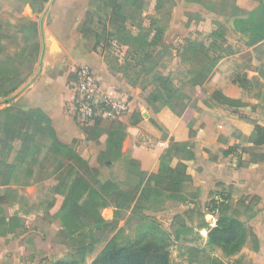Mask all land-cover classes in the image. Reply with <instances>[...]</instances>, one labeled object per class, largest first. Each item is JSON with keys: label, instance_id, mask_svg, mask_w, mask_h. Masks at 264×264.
I'll return each instance as SVG.
<instances>
[{"label": "trees", "instance_id": "16d2710c", "mask_svg": "<svg viewBox=\"0 0 264 264\" xmlns=\"http://www.w3.org/2000/svg\"><path fill=\"white\" fill-rule=\"evenodd\" d=\"M34 1L38 2V6H31L32 13L39 15L48 0ZM90 5L95 9L87 12L77 26V31L85 40L86 49L103 57L109 71L112 74H121L129 86L133 88L138 86L144 90L145 83L150 82L153 86L146 103L154 109L170 106V102L177 99L181 107L179 117L189 127V141L177 142L170 139L168 148L159 159L158 171L147 174L141 170L137 160L132 157L125 158L122 152L127 129V125L122 121H103L98 117L93 124L82 126L81 130L86 141L97 143L98 165L110 168L114 162L124 158L126 173L121 182L112 180L102 182L99 180L100 173L97 169L86 165L82 171H78L73 166V177L62 185L59 192V195L64 197V201L55 218V224L61 227L66 236L63 244L69 247L71 255L48 264H86L89 248L105 242L115 229L113 222H108L101 216V209L106 207L113 209L115 220L119 219L121 213H127V221L133 222L139 228V233L126 245H108L90 264H170L168 245L165 243L167 238L173 236L178 240L181 235L207 229L204 214L199 206V192L192 186L191 177L187 173L188 163L195 160L192 141L199 135L198 131L192 130L190 118L197 102L203 100L206 92L198 91L191 81H185L175 87L168 76L159 71L157 58L166 55L164 50L166 45L160 38L164 28L159 27L155 19L149 20L141 39L134 38V41L141 44L138 48H142L143 51L132 62L119 64L115 59L116 64H114L106 60L102 49L109 44L106 40L114 31L120 34L129 24L143 29L142 16L146 7L144 0H90ZM162 8L163 6L160 5L157 10ZM220 8L221 10L210 9V11L235 19L236 31L248 36L246 44L248 47L257 46L264 41V0H261L257 10L252 13L239 9L229 0H222ZM94 16H98L102 23L101 32L92 28ZM20 33L25 35L29 44L18 53L22 59L17 61L12 56L7 58L15 62L11 64L19 65L21 68L23 66L25 72L0 78V98L15 92L29 78L42 48L38 22L28 21L26 25L21 26ZM148 39L151 40L148 45L159 46L160 50L145 49L148 46L146 45ZM5 40H8V37L0 30V58L6 54L3 44ZM31 42L33 44L30 45ZM100 44L103 47H100ZM205 77L203 75V78ZM213 95L222 104L236 103L219 93ZM138 120V116H133L129 119L128 125H135ZM15 121L23 123L28 128L34 127L40 145L34 144L23 149L14 147L16 145L11 146L10 142L15 143L18 140V131L13 124ZM103 137L105 140L100 141ZM250 142L255 148L264 145L263 127L254 125ZM79 143L77 140L70 144L61 143L56 137L50 119L40 109L18 111L15 114L8 109L0 110V187L33 186L42 164L36 156L52 151L59 156L72 154L75 159L77 153L72 145ZM7 154L15 155V158L11 159L13 161H6ZM250 156L253 162L264 160V155H256L253 151L250 152ZM31 162L35 164L36 171L30 169ZM53 174L55 175V172L51 176ZM53 184H58V179ZM223 200L224 202L221 203L211 201L206 206L207 211L215 212L217 216L214 227L206 234V245L220 249L225 258L240 253L250 241L253 242L252 250L257 251L258 242L251 227L237 217L236 211H230L226 202L227 197ZM169 202L193 205L184 215L174 216L171 233L165 231L157 221L147 215V212L164 210ZM4 203L5 201L0 199V206ZM258 204L259 199L252 197L239 202L238 207L243 209L248 218H251ZM2 213L0 207V237H6L7 234H13L19 229L21 224L17 217L6 219ZM186 260L191 264H226L223 259L208 255L204 250L193 245L187 248Z\"/></svg>", "mask_w": 264, "mask_h": 264}, {"label": "crops", "instance_id": "0c3cea01", "mask_svg": "<svg viewBox=\"0 0 264 264\" xmlns=\"http://www.w3.org/2000/svg\"><path fill=\"white\" fill-rule=\"evenodd\" d=\"M45 5L41 14L34 15L39 24L43 59L37 77L16 102L23 110L40 109L50 119L61 143L79 141V154L89 161L91 168L103 174L105 167H100L96 160L97 143L86 141L81 126L71 116L74 94L69 83L79 68L91 69L104 97L129 101L130 114L122 119L127 125L123 154L137 160L143 172L156 173L169 140L189 141V127L181 117L149 106L138 88L113 75L103 57L86 49L77 26L91 9L90 0H49ZM222 63L219 61L217 73L209 77L193 74L186 80L193 82L198 91L206 92L190 118L192 130L198 131L199 135L192 141L195 160L188 163L187 173L192 186L199 192L198 201L203 211L211 201L225 197L233 208L247 198L259 199L255 214L247 219L257 238L258 249L253 251L245 246L243 252L251 259L250 264H264V160L253 162L250 156L251 151L264 155V145L255 148L250 142L254 125L264 128V103L250 98L246 89L227 77ZM214 93L236 103L222 104L212 97ZM133 116H138L139 120L129 126L128 121ZM104 140L105 137L100 141ZM192 207L190 203H180L158 212L167 219L168 227L164 228L169 230L174 216L184 215ZM199 231L206 236L208 230ZM34 237L37 236L25 233L9 240L0 237V264H42L45 258L59 252L61 246ZM183 264L191 263L185 260Z\"/></svg>", "mask_w": 264, "mask_h": 264}, {"label": "rangeland", "instance_id": "374dc122", "mask_svg": "<svg viewBox=\"0 0 264 264\" xmlns=\"http://www.w3.org/2000/svg\"><path fill=\"white\" fill-rule=\"evenodd\" d=\"M144 1L146 2V7L142 16L144 19L142 22L143 29H140L137 25L129 24L120 34L114 31L113 35L107 38L106 41L109 44L105 47L100 44V47H103L101 49L104 52V57L108 62L116 64L115 59L118 60L119 64L132 62L143 51L142 48H138L141 47V44L134 41V38L141 39L149 20L155 19L158 21L159 27L164 28V33L160 38L166 45L164 49L166 55L157 58L160 65L159 71L166 76L168 75L175 87L185 82L193 74H202V76L209 77L217 73L219 61H222V67L227 77L230 76L235 79L240 86L246 89L251 96L250 98H257L264 103V41L257 46L248 47L246 45L248 36L236 31L235 19L217 15L210 11V9L221 10L220 4L222 0ZM229 1L239 9L250 13L256 11L261 2V0ZM47 3H49V0ZM160 5L163 8L157 10ZM31 6L37 7L38 2L34 0H0V30L8 37V40L3 43L6 48V54L0 58V78L25 72L23 66L21 68L19 65L11 64L15 62L7 57L12 56L17 61L21 60L22 58L18 56V53L29 45L25 35L20 32L21 26L26 25L28 21L37 22ZM94 9L95 7H91L90 11ZM196 11H201V13ZM92 28L97 32L102 31V23L98 16L93 17ZM154 31L152 34L155 33ZM150 41L148 39L146 45ZM31 44L33 43L31 42ZM145 49L160 50L159 46L150 45L146 46ZM43 55L44 50L41 48L38 60L36 59L34 69L29 78L15 92L0 98V110L8 109L13 114L18 111H27L23 110L16 102V99L37 77ZM113 75L124 80L121 74L114 73ZM247 78L250 79L247 80ZM145 86L146 89L144 90H141L138 86L136 88L146 100L153 85L147 82ZM159 108L165 112H170L175 117H179L181 113L180 102L177 99L172 100L170 106H161ZM13 124L18 131V140L15 143L10 142L11 146L16 145L14 147L23 149L34 144L40 145L37 142L39 136L35 132L34 127L28 128V126H24L23 123L18 121L13 122ZM79 146L80 143L72 145V148L77 153V158L75 159H73L72 154L59 156L52 151L43 153L42 156H36L42 164L33 186L25 188L0 187V199L5 201L0 206L3 210V216L6 219L17 217L21 224V227L13 234L6 235L5 238L7 240L17 238L25 233L30 236L36 235L40 240L51 241L53 244L61 246L59 252H55L49 258H45L43 260L45 262L42 264H48L56 259L68 258L71 255L69 247L63 244L66 241V236L62 232L61 227L55 224V218L64 201V197L59 195V192L62 185L70 181V177H73V166L78 171H82L86 165L89 166V161L79 154ZM8 155L6 161H13L11 159H14L15 155ZM128 157L131 158V156L125 155V158ZM58 159L60 162H58ZM59 165L62 167H59ZM30 169L36 171L33 162H31ZM54 172L55 175L51 176ZM125 173L126 160L122 158L114 162L110 168L105 167L103 174L99 175V180L121 182L124 180ZM56 179H58V184L55 185L53 182ZM174 205L175 203L169 202L163 211H167ZM229 207L230 211H236L237 217L250 227L247 223L248 217L244 214L242 208ZM201 211L207 223L206 230L209 231L210 226L215 224L217 216L213 215L214 217L207 219L208 216H211V212L207 211L206 208ZM158 212H147V215L157 222L160 219L161 224H159L162 228L171 233V224L169 230L164 228L168 227L166 226L167 219L161 214L159 215ZM101 216L104 220L113 222L115 229L105 242L95 244L89 248L86 255L87 264H90L108 245H126L133 241L139 233V228L133 222L127 221V213H121L119 219L115 220L113 209L106 207L101 209ZM165 243L168 245L170 264H183L186 260L187 248L192 245L198 246L208 255L223 259L226 264L251 263L248 254L243 252L244 249L235 256L225 258L220 249L206 245V236H203L200 231H194L189 235H181L178 240L170 236V238L165 240ZM246 247L252 250L253 242L247 243Z\"/></svg>", "mask_w": 264, "mask_h": 264}, {"label": "built area", "instance_id": "2783aa9c", "mask_svg": "<svg viewBox=\"0 0 264 264\" xmlns=\"http://www.w3.org/2000/svg\"><path fill=\"white\" fill-rule=\"evenodd\" d=\"M70 88L74 94L71 116L81 127L93 124L98 117L103 121H122L130 114L129 101L104 97L95 74L87 67L79 68L75 72ZM216 202L221 203L224 200L219 199ZM210 215L211 218L216 213L212 212Z\"/></svg>", "mask_w": 264, "mask_h": 264}]
</instances>
